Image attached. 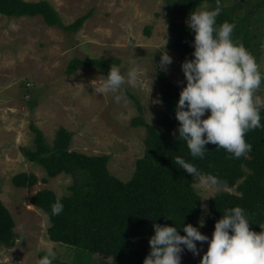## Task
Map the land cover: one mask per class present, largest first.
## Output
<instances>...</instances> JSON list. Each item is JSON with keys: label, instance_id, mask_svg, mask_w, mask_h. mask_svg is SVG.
<instances>
[{"label": "rangeland", "instance_id": "374dc122", "mask_svg": "<svg viewBox=\"0 0 264 264\" xmlns=\"http://www.w3.org/2000/svg\"><path fill=\"white\" fill-rule=\"evenodd\" d=\"M25 1L49 2L66 26L90 13L92 16L81 30L69 34L60 27H50L41 16L9 18L0 14V200L14 219L15 232L23 237L14 248L0 245V263L37 264L51 247L56 252L53 264H88L75 249L52 242L48 234L51 226L48 215L35 206L31 209L26 205L36 193L46 189L60 197L71 196V187L75 184L74 177L65 173L49 178L47 183L42 181L48 178L47 171L24 155V149L37 147L31 125L44 133L51 147L60 128L72 132L71 151L88 156H109L111 174L128 182L134 175L137 161L146 154L148 136L147 127H133L132 121L142 116L148 126L165 132L157 123L165 107L157 79L161 70L156 69L161 60L160 52L166 50L173 58L167 71L161 72L175 86L186 81L182 63L193 57L171 47L175 38L172 17L177 12L171 0ZM263 2L222 0L220 4L235 25L232 35L241 34L237 32L239 29H247V34H241L237 41L256 58L261 72H264ZM216 6L205 3L197 10H213ZM29 30L31 34H27ZM246 42L258 46L250 49ZM77 59H119L122 73H127L135 62L139 65L137 83L135 86L125 84L122 88L124 99L117 103L114 96L121 93L95 91L107 76L100 73V68L86 66L74 74L69 73V65ZM126 93L140 101L142 112ZM256 94L264 98V83ZM54 101L67 103L65 117L53 106ZM21 173L35 175L38 183L28 188L16 187L13 179ZM197 184L198 178L194 176V188L207 209H202L200 217L205 223L210 199L222 192L237 191V186L202 190ZM200 232L210 239L213 234L203 227ZM196 243L197 248L202 249L200 255L194 256L185 249L181 264H200L208 244ZM89 262L110 264L111 260L92 256Z\"/></svg>", "mask_w": 264, "mask_h": 264}, {"label": "trees", "instance_id": "16d2710c", "mask_svg": "<svg viewBox=\"0 0 264 264\" xmlns=\"http://www.w3.org/2000/svg\"><path fill=\"white\" fill-rule=\"evenodd\" d=\"M173 2L174 10L178 8V11L172 17L175 38L171 47L177 48L183 55L192 56L195 34L185 21L204 2L217 4V0H173L171 5ZM219 4H223L222 0H219ZM0 14L9 18L41 16L50 27H60L69 34L81 30L92 16L90 13L66 26L49 2L25 0H0ZM216 21L217 26L224 22L234 24L225 8H221ZM237 32L246 35L247 29ZM150 33L148 29L147 34ZM241 34L233 35V39L240 41ZM246 45L250 49L258 46L251 42H246ZM120 62L119 59H77L69 65L68 71L74 74L87 66L100 68V73L107 75L111 65L119 66ZM157 79L160 97L165 103L163 117L157 123L165 132L148 126L142 116L132 121L133 127H147L148 136L146 154L137 161L134 175L128 182L111 174L109 156H88L71 151L72 132L60 128L51 147L44 133L36 125H31L37 147L24 149V155L28 161L47 171L48 178L42 181L47 183L49 178L62 173L75 179L71 196L60 197L46 189L36 193L31 203L48 215L50 240L75 249L78 255L87 259L88 264L92 256H100L104 261L111 260L110 264H143L150 252L149 240L155 234L153 223L177 227L181 235H185L182 227L187 224L200 231L198 221L202 214V198L194 188V176L175 164L177 156L192 163L201 174L218 178L221 188L237 186L236 193L226 191L210 199L209 213L203 227L205 231L213 233L215 223L223 212L236 206L246 210L251 230L259 233L264 225V127L246 134L245 139L252 146L246 157L233 158L210 143L206 145L203 159L192 158L186 142L178 139V132L173 135L179 127L175 108L186 81L175 86L161 71ZM126 95L134 100L142 112L140 101L130 93ZM261 124L264 125V110L261 112ZM37 183L38 178L33 174L21 173L13 179V184L18 188L33 187ZM57 199L63 204V211L53 215L52 205ZM22 240L23 237L15 232L10 211L0 200V245L10 249Z\"/></svg>", "mask_w": 264, "mask_h": 264}, {"label": "clouds", "instance_id": "9594fccd", "mask_svg": "<svg viewBox=\"0 0 264 264\" xmlns=\"http://www.w3.org/2000/svg\"><path fill=\"white\" fill-rule=\"evenodd\" d=\"M197 9L185 21L195 34L194 52L192 59L182 63L186 86L182 87L175 108L179 127L173 135L178 132V139L186 142L192 158L203 159L206 145L210 143L233 158L246 157L252 150L245 139L246 134L264 127L261 124L264 98L256 94L264 83V72L252 53L233 39L234 24L224 22L217 26L216 18L221 12L219 0L213 10ZM160 53L161 60L156 69L167 71L173 58L166 50ZM138 72L139 65L135 62L127 73L112 64L103 84L95 91L121 93L114 96L119 103L124 99L123 86H135ZM206 113L210 114L204 118ZM174 162L198 178L197 187L200 189L220 188L218 178L201 174L184 158L177 156ZM201 207L207 210L206 205ZM62 211L63 204L57 199L52 205V214L58 215ZM198 224L200 228L204 227V219L201 218ZM153 228L155 234L149 240L150 252L143 264H181L185 249L194 256L200 255L202 249L197 248L196 242L208 244L200 264H264V227L259 233L251 230L246 210L240 206L223 212L215 223L211 239L191 224L183 225L185 235L174 226L153 223ZM55 258L56 252L49 247L37 264H53Z\"/></svg>", "mask_w": 264, "mask_h": 264}, {"label": "crops", "instance_id": "0c3cea01", "mask_svg": "<svg viewBox=\"0 0 264 264\" xmlns=\"http://www.w3.org/2000/svg\"><path fill=\"white\" fill-rule=\"evenodd\" d=\"M27 34H31V30H29L28 32H27ZM54 104H53V106L57 109V111H61V115L62 116H66L67 115V113H68V111H67V109H66V104L67 103H62V104H60V103H57V102H53ZM56 104V105H55ZM52 111H55V110H52ZM57 111L55 112L56 114H57ZM59 113V112H58Z\"/></svg>", "mask_w": 264, "mask_h": 264}, {"label": "bare ground", "instance_id": "6f19581e", "mask_svg": "<svg viewBox=\"0 0 264 264\" xmlns=\"http://www.w3.org/2000/svg\"><path fill=\"white\" fill-rule=\"evenodd\" d=\"M26 205H28V208H31V209H33V206H34V205H32V203H31V202H28V201H27V202H26Z\"/></svg>", "mask_w": 264, "mask_h": 264}]
</instances>
